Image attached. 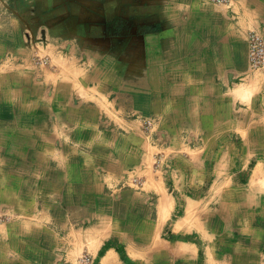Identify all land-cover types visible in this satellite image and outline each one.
I'll return each instance as SVG.
<instances>
[{"label": "crops", "instance_id": "crops-1", "mask_svg": "<svg viewBox=\"0 0 264 264\" xmlns=\"http://www.w3.org/2000/svg\"><path fill=\"white\" fill-rule=\"evenodd\" d=\"M250 32L264 38V0H0V212L45 215L28 231L0 226V264H57L62 242L71 264L84 253L92 264H264V68L248 66ZM38 60L84 61L95 98L122 110L107 111L119 127L125 113L157 118L155 147L177 150L168 171L184 174L181 197L200 196L185 175L196 165L219 197L241 192L243 208L230 203L197 228L178 221L177 237L160 239L175 225L168 191L129 179L153 141L139 142L133 123L128 136L106 129L97 105L32 111L56 75ZM250 151L257 173L235 177Z\"/></svg>", "mask_w": 264, "mask_h": 264}, {"label": "rangeland", "instance_id": "rangeland-1", "mask_svg": "<svg viewBox=\"0 0 264 264\" xmlns=\"http://www.w3.org/2000/svg\"><path fill=\"white\" fill-rule=\"evenodd\" d=\"M75 65H66L63 63H57L56 64H51L48 65L46 63V61L44 60H38V62L35 64L37 65L36 67H39L38 64H40L42 66L41 69H43L44 67H46L47 69H49L51 72L55 73L56 75H50L47 76L51 79V83L47 86V93L46 95L42 94L43 97L41 99V101H34V103L32 104V111L34 109H37L40 105L42 111H65L66 109H70V108H74V109H79L81 108L82 105H86V104H90V105H97L100 109H102V111H104L106 113V115L104 114V116H102V126H108V128L106 129H116L117 132H122L124 134V136H128V134H125L126 129L128 128H124L127 123H130V126L133 123V126L137 127L138 130H136L137 132H139L141 135L139 136V142H145V144L147 143L148 145V140H152L153 141V149L149 152L147 151L144 155H146V161L145 166H143V174L142 173H130L131 175H129V179L130 181L136 185L137 188H141V181L143 180V178H145V176H149L152 178H154V180L156 182H158L159 187H155V189H164L166 188V190L169 193V199H170V210H174V212L171 214H168V222L175 224L174 225V229L173 230H168V227H166L164 230H162L160 232V239H165V240H172L175 237H177V233H178V221H180L181 223L185 222V224H190V227H195V225H197L195 228H197L199 225L203 224L205 225V223H207V217L209 215V213L211 212H221L224 213L226 211V209H228V206H230V203H232L233 205H236L235 207H240L243 208L242 205L244 206V204L246 203L245 199L242 198L241 196H243V194H241V192H237L238 194L235 195V193L232 192V195L230 196L229 199H226L225 197H219L220 194V183H215L212 182L210 183L208 181V179L204 181H201V177L199 175V166L190 165V172H186L185 175H189V177L187 178V180L191 183V187L192 190L190 191V194L192 193H199L200 191V196L199 197H188L185 198L181 197L180 194L184 195L183 193L178 194V191H180V189L178 188V184L181 187L182 184V179L185 180L184 178V174L181 173V177L179 176L178 172H172L170 173L168 170L171 171V169H169V162H170V157L171 154H173L174 157L177 156V150L176 149H162L160 146H158V148L155 147V144L158 141V134L156 131H158V119L154 118V117H144L143 115H140L139 113H125V115H123L121 119V121L124 122V124H121L120 127L112 120L113 116H111V114L107 111H122L117 105L112 104V101H105L103 104L102 100H98L96 99V94H93L91 92V89H89L88 84L86 83V78H87V73L88 71H90V69H88V66H86L82 61H73ZM65 63H69V62H65ZM48 65V66H47ZM40 69V70H41ZM260 72V71H258ZM43 73V71L41 72ZM257 73V72H256ZM43 75V74H42ZM55 76L57 77V80L52 82V79H55ZM82 80H84V82H82ZM256 81H259V77L256 78ZM258 87V86H257ZM257 87H255L256 89H258ZM50 92V94H49ZM90 92V94H88ZM261 91H259V89L257 90V94H259ZM114 109V110H113ZM128 111V110H126ZM115 112H112V114H114ZM48 120V119H47ZM125 120V121H124ZM50 121L54 122V119H51ZM258 121H255V123H257ZM261 122V121H260ZM53 124V123H52ZM51 124V125H52ZM58 125V123H57ZM125 125V126H123ZM133 127V129H135ZM58 139L60 140V142L63 140V135H61V133L57 134ZM239 137V135H238ZM176 138V137H175ZM58 140V148L56 152H62L61 149L59 148V145H63V143H60ZM175 140V139H174ZM235 142V141H234ZM144 143H142V145H145ZM173 145H176L175 143H171ZM174 148H176L174 146ZM93 152V150H92ZM181 156L188 158H191L193 152H189V153H184L181 152ZM237 152L234 150L233 151V157L235 159V154ZM256 153V152H255ZM254 152L250 151V157H251V164L249 165H242V166H238V165H233L232 166V170H233V174L237 176H240L241 174H246V173H257V165L254 166L252 165V163H255V160L259 159L257 157V155ZM98 154V153H97ZM262 154L264 155V151H262ZM59 155V154H57ZM172 156V157H173ZM261 155L259 154V157ZM52 157V156H51ZM57 157V156H56ZM98 157V156H97ZM264 159V156L263 158ZM235 161V160H234ZM54 163V161H53ZM220 167V166H218ZM48 168V167H47ZM205 171L204 173L206 174V172H211V169H213V167H209V166H204ZM210 168V169H209ZM225 168H229V167H224L221 166L220 168H217V170L221 169L222 171L225 170ZM208 170V171H207ZM207 173L206 176H209ZM234 182V181H233ZM157 184V185H158ZM240 182L235 183V185L240 186ZM232 188V190L236 189L238 191H240L238 188ZM216 187L218 189L217 191V195L216 197L213 196V193L211 194V196H208V192L210 190H214L213 188L210 189L211 187ZM149 187H145V189H148ZM152 188V187H151ZM222 188L224 189V186H222ZM173 190V192H172ZM234 190V191H236ZM224 191V190H223ZM224 193V192H223ZM47 198L43 199L41 201V206L43 205V209L46 210V212L49 209V205L47 203ZM40 206V207H41ZM32 208V207H31ZM252 208V207H251ZM250 208V209H251ZM32 209L29 210L27 213H23V215H21V217L17 220V218H15L17 215L13 213H4V212H0V226L2 227L4 226H8L9 230H14L17 228H21V229H29V227L31 228L30 224L37 223L39 221L38 217H42V215L37 216V215H28V214H32ZM48 213V212H47ZM45 216V215H43ZM52 216V215H51ZM156 215H154V221H156ZM167 216V215H166ZM37 217V218H36ZM58 218H61L60 216H58ZM165 218V217H164ZM35 219V222H33V220ZM45 221V219H43ZM37 221V222H36ZM62 221H64V218H62ZM3 226V227H4ZM34 227V226H32ZM36 227V226H35ZM28 231V230H27ZM26 231V232H27ZM39 232V231H38ZM29 238L31 239H36L38 237H36L33 232L31 231L29 233ZM58 236L60 238H63V232L58 231ZM41 238H43L44 242H46V244L44 245L45 248H49V246L47 245V242H49L47 236L43 233V235L40 236ZM53 240V239H52ZM59 244V241H58ZM43 249V247H41ZM119 250V249H118ZM48 253V251H47ZM199 254H200V249H199ZM66 256V257H65ZM77 259V260H75ZM72 259L74 261V263H78V264H92V260L89 256L88 253H84V254H80L77 258ZM49 258L48 256L45 257L44 261L41 262H37L36 264H49L48 263ZM52 262V261H51ZM57 264H71V261H67V247L64 246L63 242L62 244H60L59 246L57 245ZM32 264H35V262H33Z\"/></svg>", "mask_w": 264, "mask_h": 264}, {"label": "built area", "instance_id": "built-area-1", "mask_svg": "<svg viewBox=\"0 0 264 264\" xmlns=\"http://www.w3.org/2000/svg\"><path fill=\"white\" fill-rule=\"evenodd\" d=\"M215 4H228L229 0H212ZM248 66L253 71L264 68V38L256 32L246 36Z\"/></svg>", "mask_w": 264, "mask_h": 264}, {"label": "bare ground", "instance_id": "bare-ground-1", "mask_svg": "<svg viewBox=\"0 0 264 264\" xmlns=\"http://www.w3.org/2000/svg\"><path fill=\"white\" fill-rule=\"evenodd\" d=\"M93 241V240H92Z\"/></svg>", "mask_w": 264, "mask_h": 264}]
</instances>
